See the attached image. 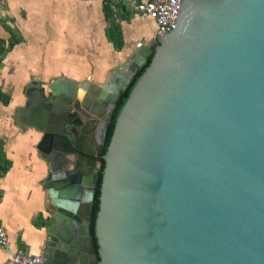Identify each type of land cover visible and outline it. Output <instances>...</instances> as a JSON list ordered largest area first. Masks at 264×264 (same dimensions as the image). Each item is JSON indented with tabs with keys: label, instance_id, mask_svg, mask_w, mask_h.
<instances>
[{
	"label": "water",
	"instance_id": "water-1",
	"mask_svg": "<svg viewBox=\"0 0 264 264\" xmlns=\"http://www.w3.org/2000/svg\"><path fill=\"white\" fill-rule=\"evenodd\" d=\"M172 15L81 84L88 114L60 78L29 97L53 205L41 264H264V0Z\"/></svg>",
	"mask_w": 264,
	"mask_h": 264
},
{
	"label": "crops",
	"instance_id": "crops-1",
	"mask_svg": "<svg viewBox=\"0 0 264 264\" xmlns=\"http://www.w3.org/2000/svg\"><path fill=\"white\" fill-rule=\"evenodd\" d=\"M4 1L5 9L0 11L4 45L0 60V157L9 165L0 174V224L7 232L9 249L0 250V264H6L10 253L19 247L29 254L41 253L53 211L44 185L49 172L43 157L47 152L38 148L42 132L36 126L42 113L37 103L26 105L29 97L38 88L49 97L48 83L60 78L73 83L80 103L86 92L81 84L105 81L126 61L138 41L146 43L152 38L155 28L146 16L120 15L123 43L114 50L104 36L101 0ZM37 214L44 226L32 224Z\"/></svg>",
	"mask_w": 264,
	"mask_h": 264
},
{
	"label": "built area",
	"instance_id": "built-area-1",
	"mask_svg": "<svg viewBox=\"0 0 264 264\" xmlns=\"http://www.w3.org/2000/svg\"><path fill=\"white\" fill-rule=\"evenodd\" d=\"M134 14L150 18L155 28L152 37L165 33L174 26L173 11L177 9L178 0H117ZM5 1L0 0V11L5 9ZM3 17V14L0 15ZM4 45L0 39V60ZM9 241L5 228L0 224V250L8 251ZM41 253L29 254L23 248H16L6 259V264H41Z\"/></svg>",
	"mask_w": 264,
	"mask_h": 264
},
{
	"label": "trees",
	"instance_id": "trees-1",
	"mask_svg": "<svg viewBox=\"0 0 264 264\" xmlns=\"http://www.w3.org/2000/svg\"><path fill=\"white\" fill-rule=\"evenodd\" d=\"M117 3H119V2H117ZM120 5L124 6L122 4H120ZM113 6H116V4L112 3L111 0H101V11H102L104 20L106 22V25L104 27V36H105L106 40L112 45L114 50H119L122 47V43H123L122 33H121L119 22L114 20L112 17V14H114L113 12L115 11V10L113 11V8H114ZM11 44L12 43H9V46ZM148 55H147V57H148ZM135 73L133 74V76L135 75ZM133 76H132V78H133ZM131 79L127 82L124 89L119 92V100H120L125 88L127 87L129 82L131 81ZM117 103H116V105H117ZM116 105H115V107H116ZM8 165H9V161L7 159H5L4 157H0V174H2L3 172L6 171ZM99 169H100V167L97 169V172H99ZM93 190H94V188H93ZM91 205H92V201H91ZM90 211H91V209H90ZM31 222L36 227L44 226V223H45L40 214H37L34 217H32ZM89 224H90V221H89Z\"/></svg>",
	"mask_w": 264,
	"mask_h": 264
},
{
	"label": "rangeland",
	"instance_id": "rangeland-1",
	"mask_svg": "<svg viewBox=\"0 0 264 264\" xmlns=\"http://www.w3.org/2000/svg\"><path fill=\"white\" fill-rule=\"evenodd\" d=\"M113 3L116 4V6H114V9H115V11L113 12L114 14H112V17L114 20L118 21L120 18V15L124 16L125 18H129L130 16H132L134 14L130 10L126 9L124 6H121L119 3H117V0ZM120 12H121V14H120ZM145 24H146L147 28L150 29V26L148 25V23H145Z\"/></svg>",
	"mask_w": 264,
	"mask_h": 264
},
{
	"label": "bare ground",
	"instance_id": "bare-ground-1",
	"mask_svg": "<svg viewBox=\"0 0 264 264\" xmlns=\"http://www.w3.org/2000/svg\"><path fill=\"white\" fill-rule=\"evenodd\" d=\"M86 107V103L84 102V103H79L78 102V109L80 110V112H82V113H84V114H88L89 113V110L93 107H90L89 106V109L87 108H85ZM83 119V118H82ZM83 124H85V120L83 119ZM79 129H80V137H82L83 136V132L81 133V131H83L84 129H85V125H81L80 127H79ZM78 132H79V130H78V128H73V135L74 136H78ZM72 157L71 156H68V159H71Z\"/></svg>",
	"mask_w": 264,
	"mask_h": 264
},
{
	"label": "flooded vegetation",
	"instance_id": "flooded-vegetation-1",
	"mask_svg": "<svg viewBox=\"0 0 264 264\" xmlns=\"http://www.w3.org/2000/svg\"><path fill=\"white\" fill-rule=\"evenodd\" d=\"M82 126L84 125V124H81ZM80 125V126H81ZM75 128H78V127H75ZM78 136L80 137V131L78 132ZM96 167H97V169H98V166L96 165ZM91 244V243H90Z\"/></svg>",
	"mask_w": 264,
	"mask_h": 264
}]
</instances>
